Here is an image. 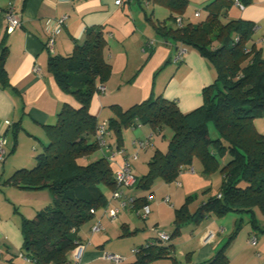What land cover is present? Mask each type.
I'll return each instance as SVG.
<instances>
[{
	"label": "trees",
	"instance_id": "trees-1",
	"mask_svg": "<svg viewBox=\"0 0 264 264\" xmlns=\"http://www.w3.org/2000/svg\"><path fill=\"white\" fill-rule=\"evenodd\" d=\"M154 2L170 12L166 21L171 23L153 25L154 36L174 48L199 52L215 71V79L203 89L202 105L187 113L163 97H150L126 110L110 106L113 116L106 121L107 131L114 137L115 146L107 143L104 149H99L95 137L98 121L90 106L93 96L98 94L97 87L111 76V66L104 59L103 28L86 30L83 41L75 42L70 55L51 54L47 62L50 75L79 107L65 105L55 124L45 126L49 141L35 156V166L31 170L20 168L2 183L28 191L48 190L52 195V202L36 211L33 218H21L20 253L29 260H24L26 263L70 264L75 246L84 243L82 232L90 230L106 209L112 192L117 190L110 156L116 149L122 150V132L139 125L149 126L154 134L167 129L171 135L165 153L155 150L147 173L135 178L134 189L147 193L128 194L135 198V208L148 204L154 181L165 184L177 181L181 173L191 171L194 159L199 161L202 175L217 173L221 184L217 195L208 197L193 213L188 206L191 198H187L174 211L169 242L163 244L152 231L154 241L136 248V259L131 264H151L158 259L177 264L170 242L181 234L183 225H198L207 218H221L230 212L249 215L253 230L264 234V222L259 226L253 215L254 207L264 215V133H258L254 126L255 120L264 118V54L252 44L255 26L246 20L222 23L213 11L205 20L184 22L187 0ZM178 16L181 26L175 23ZM7 52L3 38L0 40L3 87L9 86L4 69ZM210 128L217 133L213 139ZM13 129L14 149L17 124ZM235 228L226 244L206 264H227L225 251L241 229L239 224Z\"/></svg>",
	"mask_w": 264,
	"mask_h": 264
},
{
	"label": "crops",
	"instance_id": "crops-1",
	"mask_svg": "<svg viewBox=\"0 0 264 264\" xmlns=\"http://www.w3.org/2000/svg\"><path fill=\"white\" fill-rule=\"evenodd\" d=\"M114 1L0 0V40L5 38L8 47L4 69L9 83L8 87L0 84V132L5 138L7 154L5 161L0 164V264H18L15 263V258L18 257L23 243L20 231L21 218L23 216L30 218V215L44 208L52 200V195L48 190L28 191L12 185L3 186V181L16 170L28 169L35 162L36 152L42 151L43 146L49 141L45 126L55 124L57 114L65 105L74 109L79 107L78 102H75L72 96L59 89L55 79L50 75L47 62L51 54L61 57L68 56L75 42L83 41L86 30L103 28L104 39H106L104 59L111 66V76L103 85L105 92L101 95L96 93L91 100L90 111L97 117L98 124L113 116L109 110L110 106L118 105L122 110H126L150 97H163L173 101L182 113L195 110L203 103V89L211 86L215 79V71L206 59L194 50L186 51L181 63H172L171 59L175 54L174 46L165 44L166 40L158 39L153 32V25L166 21L170 16V12L165 7L154 0H141L140 2L119 0L122 1L120 6H116ZM187 1L186 12L182 16L184 22L195 23L205 20L211 11L219 15L222 23L232 20L249 21L255 26L252 44H255L256 48L264 54V0H236L241 4L242 9L236 5L235 0ZM10 3L15 7L21 23L20 27L8 35L5 32L4 14ZM207 6L208 9H206ZM150 7H152V13L147 16L146 9ZM195 13H199V16L195 17ZM62 16L66 17L64 24L61 32L55 37L52 53L49 54L45 48L49 29L54 20ZM165 24L169 26L171 23L166 21ZM33 66L39 67V75L32 73ZM261 120L254 121L255 128L262 125L264 121ZM16 124L19 130L16 137L17 144L13 149V128ZM128 130L130 129L124 130L121 135V153L113 152L115 154L111 159L112 171L115 165L120 163V159H129L135 151L133 143L136 141L150 139V145L143 149L146 153L151 151L147 158L148 162L153 151L159 150L165 153L167 150V146L162 147L163 143L159 141L161 136L166 135V131L154 134L149 126L139 125L131 128L133 139L127 143L125 136L123 138V133ZM109 138L111 140L107 143L114 148V137L109 135ZM133 163L131 172L133 168L136 172L135 174L132 172L135 178H140L147 173V168L143 170L144 165H137V160ZM193 171L183 173L191 176L194 175L195 169ZM160 185L154 181L151 191L154 196L152 201L156 199L154 190ZM177 186L182 187V183L177 182ZM204 187L205 181L200 190ZM130 193L136 196L145 195L144 192L139 193L134 188ZM26 198L34 199L33 204L29 206L27 213H20V203ZM176 201L177 205H182L178 203V199ZM112 204L116 202L113 201ZM175 209L178 208L174 207V211ZM99 218L103 224L105 237L114 230L120 229V235L130 234L129 222L125 215H121L118 219L121 222L119 228L116 227L118 223L112 224L105 220L109 223L106 226L102 214ZM154 222L149 230L151 233L153 228H160L159 220L156 219ZM191 225L186 224L181 228V230L189 227L192 229L188 237L191 244L185 249L188 261L186 264H206L227 242L230 236L227 234L228 227L222 224L221 218L216 219L215 217H210L198 225L193 224V228ZM209 229L216 231L217 236L211 242L204 244L200 238ZM253 231L248 229L246 239L250 243L249 239L255 237L256 246L251 247L247 241L244 243L243 240L241 246L238 247L236 246L238 238H235L225 251L227 264H264V255H262L264 254V234L257 235ZM88 234V229L82 232V242L88 240L87 244L90 242ZM218 235L221 236L218 237ZM106 241L108 240H102L94 245L97 251L86 246L81 264H111L101 259L102 254L106 253L103 245ZM173 241L171 242L174 245V256V249L180 241L179 238ZM126 263L127 259L122 264ZM151 264H164V262L158 261Z\"/></svg>",
	"mask_w": 264,
	"mask_h": 264
},
{
	"label": "rangeland",
	"instance_id": "rangeland-1",
	"mask_svg": "<svg viewBox=\"0 0 264 264\" xmlns=\"http://www.w3.org/2000/svg\"><path fill=\"white\" fill-rule=\"evenodd\" d=\"M151 11H152V7L146 9L147 16L151 15V13H152ZM176 49H177V47L175 48V52H176ZM261 119H264V118H261ZM261 119H257V120H255V122L259 121ZM261 121H264V120H261ZM256 127L257 128H255V129H257L258 133H260V134L264 133V122H262V125H258ZM127 129L131 130V128H127ZM130 130L123 133V138L125 136L127 143L133 139V137L131 136L132 133ZM165 131H166V133H165L166 135L163 137L161 136L160 140H159L161 143H163L162 147L167 146L168 140H169L170 135H171L167 129ZM209 132H210V136L212 139L217 136V133H216V131H214V129L210 128ZM106 137H107L106 138L107 142L111 140L109 138V135ZM116 151L118 153H120V150L116 149ZM40 152H36V153L39 154ZM136 153H137V157L135 159V160H137L136 164L139 166L144 165L145 168L143 170H146L147 165H148L147 164V162H148L147 158L149 157L151 151L149 150L146 153V152H144L143 149H140L137 152V150L135 149L133 154H131V156H129V159H128L130 161L131 165L134 164L133 163L134 160L132 159V155H134ZM95 156L96 155H94L93 157H95ZM119 161H120V163L117 166L115 165L113 172H117L121 167H123L124 159H120ZM34 166H35V162L33 164H31V166L27 170H31V168H33ZM190 167H193V169H195L194 175L190 176V175H188V173H186V174L181 173L179 175V178H178L179 180L171 182V184H168V183L164 184V183H161L160 180H156V183L161 184V185H160V187H158V189H157V187L155 188V190L153 189L155 191L154 195L156 196V199H155V201L150 202L149 208H150L151 215L148 216L147 219L142 220L141 218H139L137 216L136 212L131 210L132 212L131 211H126V212L122 211L119 214V216L117 217V219L111 222L112 224L118 223V224H116V227L119 228L121 222L118 219L121 218V215H125L126 218L128 219L127 222H129L130 234L125 233V235H120L121 229L118 231L114 230V232L111 233L113 235L116 234L114 236L111 234H108V236L105 237L106 235L103 232H101L100 234L98 233L96 235H92V236H90L88 234L87 236L90 239L89 244H87L88 248L94 249L95 251H97V248H94L95 247L94 245H96L98 242H101L102 240H108L105 243H103V245L105 247L104 251L106 253L110 252L113 254H117L118 256H121V255L125 256L127 258L126 264H129V263L131 264L136 259L135 255L131 254V251L133 249L138 248V247L145 246L146 242L154 241L155 236L149 230L152 228L153 224L155 223L154 221L156 219L159 220V227L161 228L160 230L165 232L167 235H171L173 233V224L172 223L174 221V207L179 208V206H180V205H177L176 200L178 199V203L181 204V203H184L187 200V198H191L190 202L188 203V206H189L190 212L193 213V211H195L199 207L200 204L204 203V201L208 197H214L217 195V191H218L219 186L221 184L220 177L217 173H215L214 175L209 176V177L202 175L201 165L197 159L193 160ZM134 171L135 170L132 168V172L135 174L136 172H134ZM182 177H184V178H182ZM182 180H184V181H182ZM203 180L205 181V187L203 190H200V188L204 184ZM177 182L182 183V187H178ZM131 189L132 188L128 189L126 187H123L122 192L124 194H129ZM145 194H147V193H145ZM167 196L169 198H171L170 202L167 204L168 206L162 203L163 199L166 198ZM33 201H34V199L32 200L29 198L22 200L20 203L21 208H20L19 212L20 213L21 212L27 213L29 206H32ZM50 203H48V204H50ZM33 215H30L31 216L30 218H33ZM253 215H255V218H256L258 225L261 226L262 222H264V219H262V217H264V215H261V213L257 207H254V209H253ZM105 220L110 222L108 219H104V221ZM106 221L104 223L107 226V224H109V223H107ZM248 221H249V215H247L243 212L242 213L230 212L229 214L223 215L221 217L222 224H224L225 226L228 227V231H227L228 235L232 234L236 229L235 228L236 225L239 224V227L241 229L239 230V233L236 236V238H238L236 246H238V247L241 246L240 244H242L243 240H244V243H245V241H247V244L249 243L248 240L246 239L247 232H248V229L253 230V227L250 226V223ZM113 226H115V225H113ZM193 227L194 226L191 225V228H193ZM134 230H136V231H134ZM133 231H134V233H132ZM210 231L215 233V237L217 236L216 231H214V230H210ZM191 232H192V229H190V227L185 228V229L181 230V234L179 236H177L175 238L173 237L174 239L179 238V241H180L176 245V248L174 249V251H175L174 256H175V259L177 261V264H186L188 262L187 261V255L185 254V249L188 245L191 244L190 243L191 240H188L189 239L188 237H189V235H191ZM255 232L257 235L262 234L259 230H257V231L255 230ZM205 234H203L202 237ZM227 234L225 236H227ZM220 236L221 235H218V237H220ZM103 237H104V239H103ZM109 237H112V238H109ZM202 237L200 238L201 241H202ZM174 239H172L171 241H173ZM87 241H86V243H87ZM224 244H226V242ZM249 245H251V247H255L256 243H255V245H252L249 243ZM222 246H224V245H222ZM251 249H254V248H251ZM262 255H264V254H262ZM15 259H14L15 263H18V264H31V263H26L24 260L20 259L19 257H16ZM158 261L164 262V264L169 262L165 259H158L157 261H154V262H158Z\"/></svg>",
	"mask_w": 264,
	"mask_h": 264
},
{
	"label": "built area",
	"instance_id": "built-area-1",
	"mask_svg": "<svg viewBox=\"0 0 264 264\" xmlns=\"http://www.w3.org/2000/svg\"><path fill=\"white\" fill-rule=\"evenodd\" d=\"M114 3L116 6H120L122 4V1L115 0ZM235 3L239 8L241 9L243 8L238 1L235 0ZM198 16H199V13H195V17H198ZM65 18L66 17L62 16L60 19L54 20L52 26L49 29L48 39L46 40V44H45V48L49 54L52 53V49L55 44L54 42L55 37L61 32V28L64 24ZM4 20L6 21L5 32L8 35L12 34L14 29L20 27L21 21L17 13L15 12V7H13L11 3L8 5V8L5 11ZM175 23H177L178 26H181L183 24L180 18H177ZM165 44H169V43L165 41ZM185 53H186L185 48L183 49L182 47H177L176 52L171 59L172 63H175V64L181 63L183 61L182 58ZM39 72H40L39 67L33 66L32 73L39 75ZM97 88H98V94L101 95L105 92V88L103 85H100ZM6 124H8V122H6ZM107 128H108V125L106 121L98 124L95 137H96L99 149H104V147L107 144L106 136L109 135ZM133 144H134V148L138 152L140 149H145L150 145V139L136 141ZM5 146H6L5 138L3 134L0 132V164L6 159V156H7ZM114 154L115 153L111 154L110 160L112 159ZM136 157H137V153L132 155L133 160H135ZM191 172H193V169H191ZM114 173H115V183L117 185V190L112 192V194L110 195L109 197L110 199L108 201L107 207L106 209L103 210L104 212L102 213V218L108 219L110 222H112L117 219V217L122 211L133 210L136 212L137 216L141 218L142 220L147 219L148 216L150 215L149 203L154 199V196H152V194L148 195L147 197L148 204H145L142 207L137 209L135 208V205H136L135 198L129 197L128 194H124L122 192L123 187L130 189V188H134L136 185L135 177L133 173L131 172L130 161L128 159L124 160L123 167H121L117 172H114ZM168 200H169V197L167 196L166 198L163 199V202L168 203ZM113 201L116 202V204H112ZM103 231H104L103 224L101 223V219L98 218L95 221V224L90 228L89 234L90 236H92V235H96L97 233H100ZM152 231L153 233L156 234L158 240L162 242L163 244L169 242V238H170L169 235L161 231L160 228L157 227L155 229H152ZM214 237H215V233L208 230L206 234L202 237V242L204 244L209 243L214 239ZM249 240H250V244L255 245L256 243L255 237H251ZM86 246H87L86 242L75 246L74 250L72 251L70 255V259H69L70 264H81L82 263L81 260L86 250ZM136 253H137L136 249H133L131 251V254L135 255ZM18 257L22 260L29 261L22 253H20ZM101 259L107 261L108 263L110 262L111 264H122L124 261H126L127 258H125L124 256H118L117 254H113L109 252V253L102 254Z\"/></svg>",
	"mask_w": 264,
	"mask_h": 264
}]
</instances>
